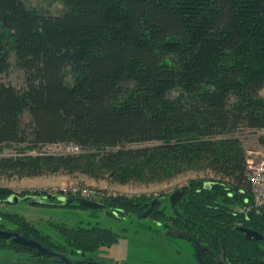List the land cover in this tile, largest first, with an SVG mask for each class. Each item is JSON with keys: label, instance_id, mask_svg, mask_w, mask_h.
<instances>
[{"label": "trees", "instance_id": "trees-1", "mask_svg": "<svg viewBox=\"0 0 264 264\" xmlns=\"http://www.w3.org/2000/svg\"><path fill=\"white\" fill-rule=\"evenodd\" d=\"M60 1L61 13L49 14L25 0H0V76L13 52L27 84L20 91L0 82V145H25L0 157V173L107 174L125 183L205 166L221 177L190 181L171 214L158 199L149 216L198 240L205 264H264V239L238 230L264 235V212L253 207L246 150L235 136L264 130V0ZM260 142L264 148V136ZM55 143L82 151L24 153ZM40 192L25 194L41 198L31 205L87 208ZM10 195L0 188V202ZM152 199L104 204L115 217L113 210L139 216ZM6 222L70 255L118 241L109 227L61 223L65 244L55 243L24 216L0 209V229H11ZM0 248L31 251L1 237Z\"/></svg>", "mask_w": 264, "mask_h": 264}, {"label": "rangeland", "instance_id": "rangeland-1", "mask_svg": "<svg viewBox=\"0 0 264 264\" xmlns=\"http://www.w3.org/2000/svg\"><path fill=\"white\" fill-rule=\"evenodd\" d=\"M32 8L49 14H59L63 10L60 0H25ZM10 67L7 72L0 76V82L13 85L20 91L26 89V77L23 69L18 67L16 57L13 52L10 54ZM174 91L172 95H178ZM264 96V89L262 91ZM29 119L28 114L24 116V121ZM237 136L245 150L246 160L249 156H257L258 152H263L260 137L264 136V130L239 129ZM224 137V136H222ZM70 144L55 143L46 144L35 150L26 149L25 154H67ZM25 145H0V157L13 156L19 153V149ZM82 151V150H81ZM80 151V152H81ZM79 152V153H80ZM221 175L215 173L210 168L198 166L187 168L180 173L154 181L131 180L125 183L116 181L109 175L95 178L84 173H56L42 174L37 176H18L0 173V188H6L21 197L26 193L32 194L34 191L48 193L56 196L54 203H60V196H71L56 189L79 188L92 189L97 192V201L104 203L107 199L116 197L134 198L138 196L153 197L160 199L161 208L166 209L169 215L172 213L170 207V195L176 190H180L192 180L219 179ZM28 194V195H29ZM71 194V195H70ZM43 195V194H42ZM76 197V196H74ZM82 198V197H81ZM0 209L3 212L18 213L24 216L32 226L42 233L48 234L55 243H64V236L56 227L57 224L73 226L83 224L84 226L99 224L111 228L118 234V241L112 246H103L96 252L88 255H73L76 263L82 264L85 258L89 261H96L103 264H199L195 257V247L186 238L170 234L162 223L156 222L149 215L140 218L133 212H127L123 217L117 214H110L109 208H78V207H55L46 205H31L27 201L17 203L0 202ZM6 225L13 229V223L6 222ZM88 262V261H87ZM0 264H63L61 261L53 259L43 260L31 256L25 251L0 248Z\"/></svg>", "mask_w": 264, "mask_h": 264}, {"label": "water", "instance_id": "water-1", "mask_svg": "<svg viewBox=\"0 0 264 264\" xmlns=\"http://www.w3.org/2000/svg\"><path fill=\"white\" fill-rule=\"evenodd\" d=\"M180 194H181V190H176L175 192H173L171 194L170 200H171L172 204H174V205L176 204ZM25 199L30 200L31 197H27ZM61 199L64 200V203H74L75 202L77 204H81L83 206H86L89 208H94V209H100V208L104 207V204H102L98 201L90 200V199H86V198L65 196V197H61ZM9 200L12 202H17L19 200V197L14 195ZM156 202H157V199H153L151 202V206L148 209H146L140 215V218H145L146 216H148ZM238 230L241 231L249 239H254V240H263L264 239V235L262 233H260L257 230H254L252 228H248L245 226H239ZM172 233L175 236L184 235L187 238H191V240L194 243L195 249H196V254H197V257L199 260V264H205L204 259L202 258V250H203L204 246L198 240L190 237L185 232L173 231ZM0 237L6 238V239H11L12 242H14L15 244L22 246L24 248L32 249L37 253H42L44 255L53 256V257L59 256L64 264H76L71 259H69L68 257L62 256V255L54 252L51 248L43 245L39 241L34 240V239L30 238L29 236L24 235L20 232L0 229ZM86 264H103V263H99L96 261H88Z\"/></svg>", "mask_w": 264, "mask_h": 264}, {"label": "built area", "instance_id": "built-area-1", "mask_svg": "<svg viewBox=\"0 0 264 264\" xmlns=\"http://www.w3.org/2000/svg\"><path fill=\"white\" fill-rule=\"evenodd\" d=\"M69 152H78L79 147L70 145ZM246 176L250 183L251 193L253 196V207L258 212H264V155L260 156H249L246 162ZM62 193H73L74 195H82L85 197H91L97 199L98 194L92 189H79V188H61L56 189Z\"/></svg>", "mask_w": 264, "mask_h": 264}, {"label": "flooded vegetation", "instance_id": "flooded-vegetation-1", "mask_svg": "<svg viewBox=\"0 0 264 264\" xmlns=\"http://www.w3.org/2000/svg\"><path fill=\"white\" fill-rule=\"evenodd\" d=\"M181 190V189H180ZM171 196V195H170ZM155 199H157V198H155ZM170 199V198H169ZM153 200V199H152ZM60 201V200H59ZM157 201H158V199H157ZM3 202V201H2ZM5 202V201H4ZM61 202V201H60ZM152 202V201H151ZM62 203V202H61ZM102 203V202H101ZM170 203H171V200H170ZM102 204H104V203H102ZM172 204V203H171ZM77 205V204H76ZM151 206V205H150ZM149 206V207H150ZM148 207V208H149ZM103 208H106V205L104 204V207ZM147 208V209H148ZM153 209V208H152ZM114 213L115 214H117L115 211H114ZM142 214V213H141ZM140 214V215H141ZM150 214V213H149ZM140 215H139V217H140ZM118 217H122V216H118ZM7 230H11V231H15V230H13V229H7ZM170 234H172V232L170 233ZM180 237V236H179ZM195 247V246H194ZM52 249V248H51ZM53 250V249H52ZM54 252H56V253H58V254H60V255H62V256H66V257H68L69 259H71L73 262H74V260H73V255H70V254H67V252L65 253V252H58V251H55V250H53ZM26 253H30L31 254V256H33L34 258H37V259H43V260H50V259H53V260H55V261H61L62 262V260H61V258L59 257V256H55V257H53V256H49V257H45L44 255H42V256H36V255H34V253H33V251L31 250H27V251H25ZM195 253H196V249H195ZM89 259L90 258H85V260H83L84 262L82 263V264H85V263H87V261H89ZM197 260H198V258H197ZM63 263V262H62ZM74 263H76V262H74ZM198 263H199V261H198ZM64 264V263H63ZM77 264V263H76ZM126 264H128V263H126Z\"/></svg>", "mask_w": 264, "mask_h": 264}, {"label": "bare ground", "instance_id": "bare-ground-1", "mask_svg": "<svg viewBox=\"0 0 264 264\" xmlns=\"http://www.w3.org/2000/svg\"><path fill=\"white\" fill-rule=\"evenodd\" d=\"M70 145H74V144H70ZM74 146H77V145H74ZM79 147V146H78ZM81 151V148L79 147V151L78 152H69V153H67V154H75V153H79ZM260 154H263L264 155V151L263 152H258V154H257V156H260ZM246 162H247V160H246ZM72 195H73V197L74 196H76V197H79V198H86V199H90V200H95V201H97V199H95V198H91V197H85V196H82V195H74L73 193H71ZM70 194V195H71ZM14 195H16V196H18L19 197V200L18 201H21V200H23V201H27V202H30L31 200H33V199H41V198H39V197H37V196H32V195H28V196H23V197H21V196H19V195H17V194H12V195H10L8 198H7V202H9V203H17V202H12V201H10L9 199L12 197V196H14ZM27 197H31V199L30 200H26L25 198H27ZM61 197H65V196H60L59 198H61ZM67 197H71V196H67ZM252 198H253V196H252ZM60 200V199H59ZM63 204H66V203H64V201H62V200H60ZM99 202V201H98ZM101 203V202H100ZM254 203V202H253ZM68 204H77V203H68ZM77 205H81V204H77ZM86 207V206H85ZM87 208H89V207H87ZM3 230H7V229H3ZM18 232V231H17ZM172 235H173V233H172ZM175 236V235H174ZM179 237V236H178ZM2 238V237H1ZM4 239H6V238H4ZM6 240H10V241H12L11 239H6ZM29 249V248H28ZM32 250V249H31ZM33 251V250H32ZM198 258V257H197ZM199 261V260H198ZM77 264H79V263H77ZM86 264V263H85Z\"/></svg>", "mask_w": 264, "mask_h": 264}, {"label": "crops", "instance_id": "crops-1", "mask_svg": "<svg viewBox=\"0 0 264 264\" xmlns=\"http://www.w3.org/2000/svg\"><path fill=\"white\" fill-rule=\"evenodd\" d=\"M264 150V148H262Z\"/></svg>", "mask_w": 264, "mask_h": 264}]
</instances>
